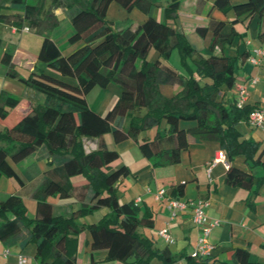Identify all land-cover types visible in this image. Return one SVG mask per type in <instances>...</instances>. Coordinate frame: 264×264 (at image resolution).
<instances>
[{
	"label": "trees",
	"instance_id": "1",
	"mask_svg": "<svg viewBox=\"0 0 264 264\" xmlns=\"http://www.w3.org/2000/svg\"><path fill=\"white\" fill-rule=\"evenodd\" d=\"M46 1L31 4L29 0H0V22L17 29L28 26L43 35L38 60L47 65V69L36 68L20 77L26 86L44 96V102L33 105L16 124L0 132V175L19 181L13 162L26 159L40 148L49 157L48 167L32 194L37 201L34 218L28 216L20 197L10 196L0 202V240L22 248L35 244L39 264H79V236L87 231L90 251L105 250L108 260L152 264L161 259L171 264L176 257L169 247L156 246L151 237L138 231L139 226L153 225L152 213L141 214V207L133 200L121 201L118 182L130 173V168L124 163L113 166L120 153L109 147L105 134L112 131L116 142L132 139L154 166L180 162L182 152L193 142L218 141L231 162L226 181L250 188L254 174L234 166L233 161L244 155L247 161L264 166L258 143L244 138L237 128L241 122L249 124L250 114L259 106L246 102L238 107L234 91L238 83L237 58L214 53L216 46L232 44L238 31L233 26L227 33V22L211 18L208 26L198 31L202 35L211 32L212 41L199 48L167 20L151 16V0H51L48 6ZM199 1H212L213 8L226 14L233 11L237 17L232 24L241 16L256 15L264 22V0ZM112 2L127 11L140 9L146 19L136 29L131 21L109 20L107 12ZM60 6L66 8L74 27L69 41L80 43L67 55L50 35L59 24L53 9ZM178 7L179 0H172L166 15L176 16ZM5 10L23 13L9 14ZM259 38L263 40L264 31L259 32ZM152 48L158 54L154 60L148 58ZM175 48L188 74L167 62ZM12 57L8 51L2 60L8 74L16 78L19 75ZM112 82L121 93L105 114H99L90 106L87 95L94 87L106 88ZM163 85L173 88L171 96L164 95ZM231 90L234 97L228 98ZM19 101L2 91L0 120ZM152 129L155 135L142 137ZM84 137L96 138L97 148L87 152ZM78 174H83L85 180L74 183L72 177ZM258 182H264V176ZM50 195L71 198L78 206L66 213L57 211L47 201ZM101 207L109 209L101 220L89 224L78 221ZM10 214L14 216L10 218ZM234 257V264H264L247 248L236 249ZM186 264L215 263L209 255L199 259L189 256Z\"/></svg>",
	"mask_w": 264,
	"mask_h": 264
},
{
	"label": "crops",
	"instance_id": "2",
	"mask_svg": "<svg viewBox=\"0 0 264 264\" xmlns=\"http://www.w3.org/2000/svg\"><path fill=\"white\" fill-rule=\"evenodd\" d=\"M38 1L29 0L31 4H37ZM171 1L167 0V7ZM231 1L240 3L246 0ZM51 2V0H47L45 4L48 6ZM151 2V16H155L159 20H167L173 28L188 35L191 42L199 48L209 46L212 41L211 32L202 35L198 31L199 27L208 26L211 18L227 22L225 27L227 33H230L234 26L238 34L233 43L216 46L214 53L218 55L225 53L237 58L239 66L237 82L243 83L247 87V103L264 108V56L254 52V49L257 48L264 50V38L263 40L259 38V32L264 31V22L259 16L251 18L241 16L232 24V21L237 17L236 14L233 11L226 14L213 8L212 1L201 4L199 0H179L177 15L168 17L165 13V19H163L156 15V11L158 7H164V0H151ZM113 7L120 11V18H110L109 14ZM5 12L9 14L23 13L22 10H5ZM53 13L58 20L59 15L65 13L66 18L62 22L71 21L65 7L54 8ZM107 18L116 22L131 21L132 27L136 29L146 19V15L138 8L127 11L120 4L114 5L112 2L107 12ZM62 22L59 21V24ZM25 27L17 29L0 22V94L4 91L20 99L18 105L9 112L6 118L0 120V132L7 126L16 124L32 110L33 105L44 102V96L41 93L26 86L20 80V77H26L36 68L47 69V65L38 60L43 40L41 42L37 37L27 35L34 31L26 30ZM55 29L50 32V35L64 54H70L80 45V43L72 44L69 41L74 30L73 25L62 35H56L53 32ZM5 38L9 42L5 41ZM11 41L14 45L19 42L15 50L12 48L11 50L8 46ZM33 42H36L35 47L28 46ZM8 51L13 55V67L19 75L16 78L8 74V67L2 60L4 53ZM254 55L260 59L258 64L250 61ZM154 57H158L157 52ZM18 68H22L21 72L18 71ZM110 84L106 88L99 86L93 88L94 90H98L97 87L101 88L93 106L90 105L99 114H105L109 110L110 105L117 97L118 90H120L117 86L111 89ZM161 90L166 96H171L174 92L173 88L168 85L165 89L162 87ZM91 92L88 93L87 99L92 94ZM233 93L231 90L226 96L232 98L234 97ZM88 102L91 103L89 100ZM237 128L244 138L258 143V152L263 151L262 161L264 162V130L251 126L248 122L239 123ZM83 142L87 152L95 150L98 146L96 138H85ZM116 149L120 153V159L114 162V167L124 163L130 168V173L118 182L119 196L123 201H135L141 207V214L152 213L153 225L143 226L145 229L140 233L151 237L155 245L160 248L169 247L176 257L175 262L171 264H186L188 262V257L192 256L201 233L189 212L171 218L167 200L157 201L155 198V193L159 189H165L167 195L172 197L192 201L199 199L209 201V205L206 207L208 221L218 220L220 222L212 229L209 236V243L214 247L210 255L215 264H234V253L238 248H247L264 260V182H258L259 178L264 176V166L261 163L253 164L252 161H247L244 155H239L234 159V166L253 173L255 176L254 183L250 188H247L235 186L226 181L230 160L219 161L213 165L216 157H219L221 153H226L219 142L215 140L193 142L188 149L182 152L180 162L160 166H154L152 160L143 154L138 144L132 139L118 142ZM48 158L47 152L40 148L26 159L18 163L13 162L12 166L20 180L10 178L5 174L0 175V202L10 196L20 197L27 207L28 216L32 217L31 213L36 215L37 201L32 194L42 179L43 172L48 167ZM210 168L211 172H209ZM53 206L59 207L55 204ZM9 216L11 218L14 215L10 214ZM167 226L175 239L172 243L166 242L159 235V231ZM89 242L88 232H82L79 236L77 252L79 264H129L123 261L108 260L105 250L91 252ZM22 256L27 258L23 264H39L36 258L35 244H29L22 248L19 244L8 246L0 240V264H20ZM155 261L154 264H166L161 259Z\"/></svg>",
	"mask_w": 264,
	"mask_h": 264
},
{
	"label": "built area",
	"instance_id": "3",
	"mask_svg": "<svg viewBox=\"0 0 264 264\" xmlns=\"http://www.w3.org/2000/svg\"><path fill=\"white\" fill-rule=\"evenodd\" d=\"M25 29L29 30V27H25ZM254 52L264 56V50L261 48L254 49ZM250 61L254 64H258L260 59L254 55L250 58ZM234 91L236 93L238 107H243L248 100L247 87L243 83H237ZM249 124L264 130V108L258 107L250 114ZM219 161H227L226 153H221L219 157H216L213 161V165ZM209 172H211V168ZM155 198L157 201L167 200V208L170 211L172 219L184 212H189L191 214L194 223L199 227L201 233L192 256L196 259L208 257L214 248L213 245L209 243L210 233L215 226L220 224L218 220L213 222L208 221L206 207L209 205V201L205 199L192 201L179 197H172L167 195L165 189H159L155 193ZM159 235L168 243H172L175 240L168 226L162 228L159 231ZM26 261V257L22 256L20 258V264Z\"/></svg>",
	"mask_w": 264,
	"mask_h": 264
},
{
	"label": "rangeland",
	"instance_id": "4",
	"mask_svg": "<svg viewBox=\"0 0 264 264\" xmlns=\"http://www.w3.org/2000/svg\"><path fill=\"white\" fill-rule=\"evenodd\" d=\"M68 2H71L73 0H67ZM81 1H85V0H81ZM114 5H119L117 2H114ZM168 5V2L167 0H164V7H158L157 8V11H156V15L158 17H161L163 19H165V13H166V7ZM136 9V8H135ZM110 18H117V17H121L120 16V11L117 10L116 8H112L110 14H109ZM66 18V14H61L59 15V21L62 22V20ZM68 21V22H67ZM66 22H62L61 24H59L55 31H53L56 35H62L66 32V30L69 28V27H72V22L67 20ZM72 24V25H71ZM27 35H32L33 37H37L38 39L43 40V35L41 34H38V33H30V34H27ZM68 36V35H67ZM66 36V37H67ZM19 38V37H18ZM5 41L9 42V40H7V38H5ZM15 41V40H14ZM10 49L12 48L13 50H15V47L19 44V42L16 43V45H14V43L11 41V43H8ZM25 44V43H24ZM28 46H32V47H35L36 46V42H33V43H30V45ZM38 46V45H37ZM11 49V50H12ZM155 48H152L149 53H148V58L150 60H153L155 59L156 57H154V54H155ZM167 62H169L170 64L174 65L175 67H177L182 73L184 74H188L189 73V70L188 68L186 67V65L184 64L183 60H182V57H181V54H180V51L178 48H175L171 54V56L169 57V59L167 60ZM189 63L192 65V67H194V64H193V61L191 60V58L189 59ZM138 64L140 65L141 64V60L138 61ZM22 68H18V71L21 72ZM23 72V71H22ZM25 72V71H24ZM26 74V72H25ZM111 86V89H113L114 87H119L117 84L115 83H111L110 84ZM163 89H165L166 86H162ZM96 89V88H95ZM98 90H91L92 94L89 96V101L91 102L90 105L93 106L94 102L96 101V99L98 98L99 94H100V91H101V88H98ZM100 89V90H99ZM120 89V87H119ZM96 91V92H95ZM121 93V89L118 90V93H117V97L115 98V100L112 102V104L110 105L111 107L115 104V102L117 101L119 95ZM160 101V100H159ZM110 107V108H111ZM109 108V109H110ZM155 135V129H152L150 131H147V132H144L142 134V137H148V136H153ZM87 138V137H84L83 140ZM105 138L109 144V147L110 148H115L116 149V145L118 144V142L115 141L114 139V136H113V133L112 131L110 132H107L105 134ZM114 166V164H113ZM85 180V176L83 174H78V175H75L72 177V181L74 183H78V182H82ZM121 201H123V199H121ZM48 202H51L59 207H57V211L59 210L60 212H63V213H66L68 212L71 208H74L76 209L77 208V204L75 205L73 199L71 198H61L59 197L58 195H50L48 196ZM109 211V209L107 207H101L99 209H97L96 211L92 212V213H88V214H84L83 216L79 217L78 218V221L83 224V223H93V222H97L99 220H101V218ZM32 218H34L36 215L35 213H31ZM144 227L143 226H139L138 227V231L139 232H143L144 231ZM156 261L154 260L152 264H154Z\"/></svg>",
	"mask_w": 264,
	"mask_h": 264
}]
</instances>
